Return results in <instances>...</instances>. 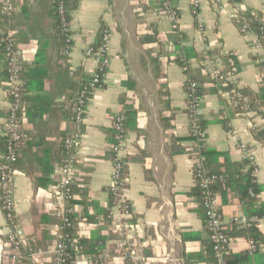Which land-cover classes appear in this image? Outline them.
<instances>
[{
  "label": "crops",
  "instance_id": "obj_1",
  "mask_svg": "<svg viewBox=\"0 0 264 264\" xmlns=\"http://www.w3.org/2000/svg\"><path fill=\"white\" fill-rule=\"evenodd\" d=\"M72 1L69 25L72 44L68 54L71 67H83L91 76L97 63L85 53L98 45L99 33L103 30L110 33L109 66L104 86L95 89L88 101L76 155L75 198L69 205L76 216L72 232L74 264H87L88 257L94 259L91 264H128L114 227L103 224L96 216L91 221L77 218H91L98 209L109 204L110 130L113 118L123 114L125 101L135 109V129L127 131L122 153L127 178L124 196L131 208L130 234L142 244L145 264H214L204 209L192 194L195 189L193 160L185 154L194 145L189 137L183 90L186 78L169 55L176 51L175 46L192 48L201 58L207 53L212 57L217 52L233 53L241 68L234 77L235 86L252 98L253 92L258 93L264 86L259 53L252 50L253 36L239 33L233 23V14L235 9H245L264 20V0H240L238 3L173 0L176 22L160 14L158 0ZM50 2L37 0L34 6L26 7L24 0H16L19 6L16 14L10 19L0 16V34L13 39L24 71L39 67L49 69L50 79L43 80V89L27 92L25 97L41 95L51 101L40 119L22 121L30 139L20 153L14 184L16 215L23 230L24 260L14 263L9 258L5 249L6 222L0 209V264H51L50 257L44 253L53 246L58 233V221L52 215L51 191L59 179L62 157L58 150L59 134L70 130V123L62 115L63 91L56 73L58 52L48 16ZM43 47L46 64L35 65V55ZM157 55L171 110L165 116L169 121L164 122L152 72V61ZM189 74L198 84H205L209 79L200 59L190 62ZM5 80L4 57L0 53V136L10 110ZM126 80L135 84L134 92L124 85ZM36 107L30 105L31 109ZM201 110V118L209 123L205 146L228 155L231 162H242L245 160L239 145L245 144L255 156L256 182L264 186V146L254 140L251 132L254 128L250 125L256 124L255 130L264 129V116L253 113L249 119L236 118L231 130L225 131L215 123L221 113L217 96H204ZM171 150L177 153L171 154ZM215 193L229 237L228 257L244 251L251 253L245 231L247 226L233 220L238 217L254 219L249 214L251 209L256 210L264 203V191L255 198L251 209H247L230 188L223 194ZM257 224L264 234V219ZM259 251L264 254V243L259 245Z\"/></svg>",
  "mask_w": 264,
  "mask_h": 264
},
{
  "label": "built area",
  "instance_id": "obj_2",
  "mask_svg": "<svg viewBox=\"0 0 264 264\" xmlns=\"http://www.w3.org/2000/svg\"><path fill=\"white\" fill-rule=\"evenodd\" d=\"M66 1H54L57 15L61 22V28L64 32L69 30L65 12ZM230 1L238 3L240 0ZM36 2L37 0H24L26 7L34 6ZM194 4L197 6V3ZM18 7L16 0H0V16L10 19L16 14ZM158 11L167 20L171 22L177 21V11L173 0H158ZM237 11V9L234 10L233 19L238 20L240 24L238 31L241 35L251 34L253 36L252 50L259 53L258 63L262 66L261 74L264 82V20L261 21L259 34H256L249 29L245 19H239L237 17ZM109 43L110 33L108 30H103L101 33V45L97 49L90 48L85 53L86 56L96 61L97 69L100 72L107 70L109 66L107 56ZM0 53L4 57L6 71L5 93L10 103L9 115L5 119L3 133L7 138V153L5 159L0 162V209L6 222L5 249L12 262L22 263L24 260L23 230L18 222L15 208L14 179L16 169L14 165L22 149L30 139L28 132L22 126L25 107L23 100L25 89L21 79L22 65L17 56L15 43L11 37L0 34ZM230 54L233 55V53ZM202 65L211 78H216L221 68L218 59L208 56H205ZM234 77L232 75L227 76L228 80L235 84ZM102 83L103 81L100 82L98 76L94 75L90 84L92 91L100 89ZM196 87V83H191V94L187 96L186 101V114L192 135L198 137L200 143L205 146L204 140L200 139V136L203 135L202 132H197L196 130V120L202 117L201 99L194 95ZM236 89L237 92L234 95L233 103H241L243 109L242 117L249 119L253 115L252 109H250L251 98L243 95L240 89ZM86 93L87 91H82L73 103L72 112L74 114V122L70 133L63 140L64 156L62 164L59 167V179L51 191L54 207L52 215L58 221L56 240L50 250L44 253L50 257L51 264H74L75 262V255L72 248L73 238L65 230L72 226L70 217L73 215V210L69 205L75 198L73 184L75 165L77 163L76 155L81 143L85 110L89 101V99L85 98ZM123 122L124 117L121 115H116L112 120V128L115 131V144L111 147L112 175L107 192L113 198V203L108 211L107 219L110 222V226L114 227V231L120 238V250L128 264H145L146 259L143 254L142 244L137 242L130 234L131 224L129 220L131 217V208L124 196L127 178L123 174L124 162L122 153L126 145L127 131L123 126ZM250 125L254 129L258 128L254 123H250ZM193 143L196 145L195 142ZM239 148L243 159L249 163V166L254 168L255 175V156L253 152L245 144H240ZM192 160V176L195 185L200 190L201 206L204 209L205 226L209 232L214 264H227L225 257L228 254L229 237L221 218L217 195L212 191V188L216 184L225 182V177L222 173L207 172L198 159ZM77 218L78 220L81 219L80 216ZM255 221V219H247L246 217H238L233 220L234 223L243 224L244 226H249L250 222ZM249 250L250 252L255 250V244L252 240L249 241ZM102 258L103 260L106 259L105 256H102ZM93 260L88 257L86 260L87 264H91Z\"/></svg>",
  "mask_w": 264,
  "mask_h": 264
},
{
  "label": "trees",
  "instance_id": "obj_3",
  "mask_svg": "<svg viewBox=\"0 0 264 264\" xmlns=\"http://www.w3.org/2000/svg\"><path fill=\"white\" fill-rule=\"evenodd\" d=\"M55 0H51L49 6L48 16L51 22L52 33L54 37V41L57 47L58 58H57V65H56V73L59 76V88L63 91V101L61 104L62 108V115L70 123V130L72 128V124L74 122V114L72 112V106L77 97L80 95L82 91H87L85 98L90 99L92 96V88L90 84L93 80L94 75L98 76L100 82L104 81V77L107 74V70L100 72L98 69L89 76L85 73L83 67H76L73 68L69 64L68 54L70 53L71 48V40H70V31L64 32L61 28V22L57 15L56 11V4L54 3ZM73 1L67 0L65 5V12H66V21L70 25L71 22V15H70V7L72 8ZM237 17L239 19H245L249 29L259 34V28L262 21V17L255 12L250 10H238ZM233 23L238 29L240 24L238 20L233 19ZM103 28V27H102ZM102 30V29H101ZM101 32V31H100ZM101 38V33H99V42ZM94 49H97L101 42L99 43ZM41 48L37 54L35 55L34 63L35 65H45V50ZM176 51L173 55H169L172 57V62L177 64L179 68L182 69L183 76L186 78L183 84V90L186 94V101L187 96L191 94L190 85L191 83H196V80L193 76L189 74V64L193 60H199L203 63L205 57L202 58L195 52L194 49L188 47H179L175 46ZM205 56L212 57L210 53H207ZM159 55L152 61V72L153 78L156 83V88L158 92V96L160 99L161 106L163 108V112L161 114V120L169 121V117L166 118L165 116L171 112L170 110V101H169V93L167 90L166 82L163 81V76L161 74V63L158 60ZM215 59H218L220 63V71L216 78H211L209 76L208 81L206 83L198 84L196 83L197 87L194 91V95L199 99H203L206 95H215L218 97L219 105L221 106V113L217 117L215 123L221 125V127L225 131L231 130V123L239 117L243 115V109L241 103H233L234 95L237 92L236 86L233 82L229 81L227 76L232 75L236 76L240 71V64L238 63L237 57L230 53L227 54H220L217 52L215 54ZM203 69L204 66L202 65ZM262 66H260V69ZM21 79L23 81V87L25 89V95L27 92H38L43 89V80H49V69L47 67H39L33 68L28 71H24L22 68ZM264 83V82H263ZM125 86L129 87V90L134 92L135 91V84L129 80H126L124 83ZM104 86L102 83L101 88ZM5 88V87H4ZM97 88V87H96ZM243 95L248 96L245 92L241 91ZM224 94L228 95L227 98H224ZM23 97L25 107H24V118L25 121L32 122V120L40 119L43 114L46 112L48 107L51 104V101L41 95L31 96V97ZM250 97V96H249ZM251 98V97H250ZM123 102V101H121ZM88 104V103H87ZM30 105H37L36 109L30 108ZM123 115L124 122L123 126L126 131L135 129V109L133 108L132 104L123 103ZM250 109H252L253 113H257L258 115H263L264 112V86L258 93L253 92V96L250 102ZM9 115V113H8ZM171 117V116H170ZM209 123L205 122L203 118H199L196 120V130L197 132H202L203 135L200 136V139L206 138V129ZM112 133L110 134V141L111 145L115 144L114 136L115 131L111 127ZM70 130L64 131L59 135V144L58 150L60 151L61 161L60 165L63 161L64 151H63V140L64 138L70 133ZM195 132V131H194ZM254 140L258 142L260 145L264 146V129L251 130ZM190 139L195 142L196 145L190 150H186L185 154H187L191 159H198L204 169L209 173H222L225 177L224 183H218L213 188L212 191L215 193L216 191L221 192L223 194L228 188L236 193L240 202L247 207V209H251L253 207V203L255 198L264 191V186L258 185L254 176V168L249 166L247 161L242 162H231L229 160L228 155L224 153H220L214 149H209L206 146H203L200 143L199 138L195 137L191 133V129L189 128ZM29 142V141H28ZM27 142V143H28ZM7 138L5 135L0 136V162H2L7 153ZM27 145V144H26ZM170 153H177V151L171 150ZM20 156L17 162L14 165V168H17L20 165ZM123 174L126 175V164L124 163V171ZM193 174V168H192ZM74 193V191H73ZM199 200L201 204V194L200 190L198 189L197 185H195V189L193 193ZM113 198L109 195V204L104 209H98L97 214L92 216L91 218H87L85 216L81 217V220L88 219L91 221L95 216L99 218L103 224L110 225L109 220L107 219V214L112 207ZM130 206V205H129ZM256 221L250 222V225L245 228L246 237L247 239L252 240L255 244V250L251 253L249 252H242L239 255L234 257H228L226 255L225 261L227 264H264V254L260 253L259 245L264 243V234L260 231L257 221L264 219V203L260 206V208L253 210L251 209L250 214ZM70 221L72 223L71 228L66 229L67 232L71 237L73 236V226L75 224L76 216L72 215L70 217ZM79 246L80 244V240ZM78 246V247H79ZM212 246H210V249ZM74 253V251H73ZM213 256V251H212ZM75 255V253H74ZM3 255L1 257V263H3Z\"/></svg>",
  "mask_w": 264,
  "mask_h": 264
},
{
  "label": "rangeland",
  "instance_id": "obj_4",
  "mask_svg": "<svg viewBox=\"0 0 264 264\" xmlns=\"http://www.w3.org/2000/svg\"><path fill=\"white\" fill-rule=\"evenodd\" d=\"M2 241V240H1ZM3 242V241H2Z\"/></svg>",
  "mask_w": 264,
  "mask_h": 264
}]
</instances>
